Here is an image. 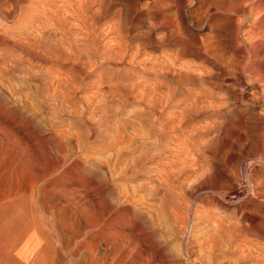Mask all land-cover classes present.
<instances>
[{
    "label": "rangeland",
    "instance_id": "rangeland-1",
    "mask_svg": "<svg viewBox=\"0 0 264 264\" xmlns=\"http://www.w3.org/2000/svg\"><path fill=\"white\" fill-rule=\"evenodd\" d=\"M223 1H0L7 159L53 163L120 234L146 223L143 264H190L182 240L197 264H264V33L235 24L261 0Z\"/></svg>",
    "mask_w": 264,
    "mask_h": 264
},
{
    "label": "bare ground",
    "instance_id": "bare-ground-1",
    "mask_svg": "<svg viewBox=\"0 0 264 264\" xmlns=\"http://www.w3.org/2000/svg\"><path fill=\"white\" fill-rule=\"evenodd\" d=\"M235 1L236 3H233L232 1L231 2L227 1L226 3L225 0V2L223 1L221 4H219L220 2L214 4L215 7L213 5L212 6L215 8V9L213 8L214 11L217 10V12L221 11L224 12L225 14H230L233 12H234L233 14H235V12L242 14L244 12V16H245V11H244L245 3L243 4V0H235ZM251 2H248V4ZM232 3L235 5H233ZM217 4H219V6ZM246 8L247 7H245V9ZM253 12L256 13L257 16L253 18L251 24H248L246 17H249L250 14ZM231 19L232 18H230V20ZM244 19L246 21H244L242 18L241 20H238V22L235 23L237 24V27L244 25L246 27H255L254 29L256 30L255 31L244 30L246 33L244 34L245 36L244 35L242 36L243 39L246 36L247 37L253 36L255 38V36L263 34L264 33V0L259 1L257 6L252 10L251 9L248 10L247 15L245 16ZM237 27L234 26L233 29L236 28L237 30L235 29L236 30L235 32L238 33L239 27L238 28ZM252 38H250V40ZM2 128H0V134L2 131H4V128L3 129ZM3 134H1L2 137ZM4 136L6 137V134H4ZM0 140L3 139L0 138ZM4 143L0 141V264H138V261H141V263L142 262L147 263L148 261L151 260V259L149 260V258L152 257L153 251H155V249L158 251V248L155 245L157 243H153L149 241L150 239L147 236L148 233L145 230L146 227H144V225L146 224L145 222L144 225L139 226V231L137 232L138 236L136 237L135 235L129 236L127 234H120L122 232L116 230V227L112 223L119 216L118 212L117 213L114 212L115 214L113 213V216H111L112 217L111 221L107 223L105 222V224H103L102 223L104 219L103 217L106 216V214L103 215V213L105 212L104 208L100 206L102 205L103 201L101 202V200L100 201L96 200L98 202H101L99 207L102 210H104L103 213L95 212V210H97L95 209V205H94L95 203L91 204L94 205L95 210L93 211L91 210L92 212H90L89 209L91 207L89 208V203L86 202L85 200L87 198H85L82 194L81 195L76 194L75 193L76 190L75 191L73 190L74 188L71 190H67L64 187H62V184L60 183L59 179L51 180V170L53 169L50 168L55 166L53 165V163H52L53 166L50 165L51 167L48 166L47 163L46 164L47 168H46L45 164L44 165L41 164L44 163L42 159L41 160L43 162L36 160L37 158L35 159L30 154L25 156L26 152L24 153V151H23L24 157L22 158V160L21 159L18 160L19 158L17 157L19 156L21 157V155L23 154L22 150H21L22 154L21 155L19 154V156L16 155V159L13 156L11 157V159L9 158L7 159L9 152L7 149L8 147L5 146L8 144L5 143L6 145L4 146L3 145ZM77 165H79V163ZM60 174L62 175V173ZM158 183L159 182H157V185ZM223 193L224 192H222V194ZM118 209L121 210L120 208ZM146 216L149 217V213L148 215H144V218ZM149 221H152V219H150ZM153 222H151V224ZM126 226L128 228L132 227V225L130 224H126ZM173 230H172L173 232L170 233L173 236L176 235L178 236V234L180 235L182 233L181 231H179L178 228L177 230L175 229ZM161 237L163 236L157 235L156 239L160 240ZM181 238L180 240L178 239V243H180L179 241L182 240ZM161 239L165 241V239L163 238ZM190 245L191 247L193 246L189 241L188 243L184 244L182 240L180 243L179 248L182 252L185 253L184 254L186 257L185 259H188L190 261V264L191 263L194 264L197 258H198V263L201 262L203 258L199 261V258L201 257H197L193 255L194 253L192 251L193 248H191ZM138 248H140L139 249L140 251L142 249L143 253L138 251ZM163 253H166V251L164 250ZM194 257L197 258L195 259ZM171 258L169 260H171ZM164 260L162 259L163 264H165ZM167 260L168 259H166L165 261ZM188 260L186 261L188 262ZM183 262H185V260L182 261L181 263ZM173 264H180V263L178 262Z\"/></svg>",
    "mask_w": 264,
    "mask_h": 264
}]
</instances>
